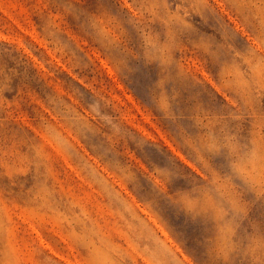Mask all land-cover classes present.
Listing matches in <instances>:
<instances>
[{"label": "rangeland", "instance_id": "obj_1", "mask_svg": "<svg viewBox=\"0 0 264 264\" xmlns=\"http://www.w3.org/2000/svg\"><path fill=\"white\" fill-rule=\"evenodd\" d=\"M0 264H264V0H0Z\"/></svg>", "mask_w": 264, "mask_h": 264}, {"label": "clouds", "instance_id": "obj_2", "mask_svg": "<svg viewBox=\"0 0 264 264\" xmlns=\"http://www.w3.org/2000/svg\"><path fill=\"white\" fill-rule=\"evenodd\" d=\"M164 107H167V105L165 104V105H163Z\"/></svg>", "mask_w": 264, "mask_h": 264}]
</instances>
